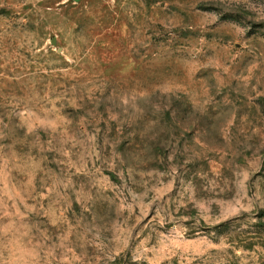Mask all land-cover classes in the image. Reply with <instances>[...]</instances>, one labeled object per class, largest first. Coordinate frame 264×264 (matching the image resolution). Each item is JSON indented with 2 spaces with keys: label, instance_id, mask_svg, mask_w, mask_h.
<instances>
[{
  "label": "rangeland",
  "instance_id": "obj_1",
  "mask_svg": "<svg viewBox=\"0 0 264 264\" xmlns=\"http://www.w3.org/2000/svg\"><path fill=\"white\" fill-rule=\"evenodd\" d=\"M0 264H264V0H0Z\"/></svg>",
  "mask_w": 264,
  "mask_h": 264
}]
</instances>
